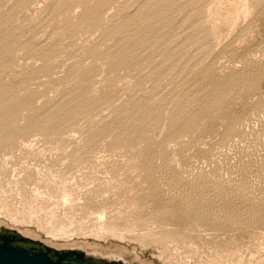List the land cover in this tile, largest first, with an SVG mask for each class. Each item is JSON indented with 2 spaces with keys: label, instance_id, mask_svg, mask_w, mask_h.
I'll return each instance as SVG.
<instances>
[{
  "label": "rangeland",
  "instance_id": "374dc122",
  "mask_svg": "<svg viewBox=\"0 0 264 264\" xmlns=\"http://www.w3.org/2000/svg\"><path fill=\"white\" fill-rule=\"evenodd\" d=\"M263 213L264 0H0V231L264 264Z\"/></svg>",
  "mask_w": 264,
  "mask_h": 264
},
{
  "label": "water",
  "instance_id": "95a60500",
  "mask_svg": "<svg viewBox=\"0 0 264 264\" xmlns=\"http://www.w3.org/2000/svg\"><path fill=\"white\" fill-rule=\"evenodd\" d=\"M12 231L20 237L10 239L0 235V264H85V258L88 257L80 249L57 250L15 230ZM14 242L39 245L44 249L32 252L20 246H13Z\"/></svg>",
  "mask_w": 264,
  "mask_h": 264
},
{
  "label": "flooded vegetation",
  "instance_id": "af4514ba",
  "mask_svg": "<svg viewBox=\"0 0 264 264\" xmlns=\"http://www.w3.org/2000/svg\"><path fill=\"white\" fill-rule=\"evenodd\" d=\"M0 235L1 236H7L10 239L20 237V236L15 235L13 232H9V231H0ZM21 244L22 243H20V242H14L13 246H15V247L20 246L21 247ZM40 251H41V249H38L37 251H34V252H40ZM86 251H88V250H86ZM92 251L102 253L103 255H108V253H110V252L100 251L98 249H93ZM111 253L116 254L117 258H119L121 261H99V260H95V259L86 257L85 258V264H128L127 262H125L124 257L121 253H119V254H117L118 252H115V253L111 252ZM141 264H146V263L141 262Z\"/></svg>",
  "mask_w": 264,
  "mask_h": 264
},
{
  "label": "bare ground",
  "instance_id": "6f19581e",
  "mask_svg": "<svg viewBox=\"0 0 264 264\" xmlns=\"http://www.w3.org/2000/svg\"><path fill=\"white\" fill-rule=\"evenodd\" d=\"M177 3V2H176ZM140 8V7H139ZM148 11V10H147ZM188 20V19H187ZM195 25V24H194ZM114 30V29H113ZM174 37V36H173ZM173 40V39H172ZM167 42V41H166ZM168 43V42H167ZM166 45V44H165ZM173 50V49H172ZM259 59V58H258ZM248 65V64H247ZM205 73H207V72H205ZM215 73V72H214ZM248 74V73H247ZM252 74V73H251ZM206 76H207V74H206ZM260 76V75H259ZM209 77V76H208ZM246 78V77H245ZM253 78V77H252ZM197 79V78H196ZM211 79V78H210ZM217 79V78H216ZM239 79H240V77H239ZM205 80V79H204ZM213 80H214V78H213ZM207 81V80H206ZM247 81V80H246ZM223 82V81H222ZM207 83V82H206ZM211 83V82H210ZM242 83V82H241ZM223 84V83H222ZM218 87V86H217ZM203 88V87H202ZM235 126V125H234ZM210 181V180H209ZM209 193V192H208ZM200 203V202H199ZM236 205V204H235ZM260 208V207H259ZM178 211V210H177ZM249 211V210H248ZM264 214V213H263ZM252 218V217H251ZM0 224H2L1 222H0ZM15 227V226H14ZM17 227V226H16ZM27 234V233H26ZM28 235V234H27ZM28 237L29 238H31V239H35V240H38V238H36V237H32V236H30V235H28ZM72 247H76V245H74V246H72Z\"/></svg>",
  "mask_w": 264,
  "mask_h": 264
}]
</instances>
